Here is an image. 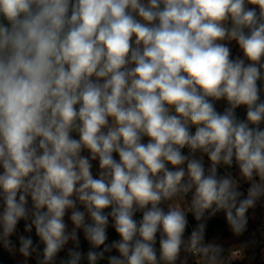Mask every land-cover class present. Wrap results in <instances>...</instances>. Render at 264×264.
<instances>
[{"label": "clouds", "instance_id": "clouds-1", "mask_svg": "<svg viewBox=\"0 0 264 264\" xmlns=\"http://www.w3.org/2000/svg\"><path fill=\"white\" fill-rule=\"evenodd\" d=\"M261 197L264 0H0V246L222 264Z\"/></svg>", "mask_w": 264, "mask_h": 264}, {"label": "trees", "instance_id": "trees-1", "mask_svg": "<svg viewBox=\"0 0 264 264\" xmlns=\"http://www.w3.org/2000/svg\"><path fill=\"white\" fill-rule=\"evenodd\" d=\"M235 54H238V50ZM222 104L218 105L221 107ZM238 114L243 117L245 115L244 109L240 108L237 110ZM221 170L226 171L227 173L230 172L231 174L235 175L238 173V168L233 166L232 168H228L226 166H221ZM95 172V169H94ZM242 190L246 191V187ZM248 223L246 226V231L241 235H236L231 232L229 225L225 219L224 213L219 212L211 219L207 221V231H206V239L208 241H212L215 239L217 243L223 245V249L227 250L232 247H241L245 253V260L240 264H260L259 263V235H258V225L261 221H264V206L261 205L260 201L258 200L255 207L250 208L247 212ZM67 219V217H66ZM189 224L193 229L196 226V221L193 219L192 216L189 217ZM72 225L69 221V228ZM18 231L23 232V226L21 225ZM18 234V233H17ZM189 234L186 233V236ZM109 241L118 239L119 237L115 234L112 228H109L108 232ZM33 238L36 243H39V238L34 236ZM13 240H16V237H13ZM81 244L84 251H87L88 245L87 242L84 241L83 235L81 234ZM40 248H43V245L40 244ZM40 253L36 252L33 254V257L26 258L22 257L19 253H10L8 250L4 249L0 246V264H36V258L39 256ZM60 257L65 256V252H61ZM185 254L182 253V258ZM83 264H87V261L84 260ZM99 264H107V261H100Z\"/></svg>", "mask_w": 264, "mask_h": 264}, {"label": "built area", "instance_id": "built-area-1", "mask_svg": "<svg viewBox=\"0 0 264 264\" xmlns=\"http://www.w3.org/2000/svg\"><path fill=\"white\" fill-rule=\"evenodd\" d=\"M227 173L224 170H221V174ZM238 174V173H237ZM235 174V175H237ZM247 187L246 183L242 186V189ZM190 198V197H189ZM262 206H264V197L259 199ZM191 215H189L190 217ZM137 218H139V213L137 214ZM189 233L192 230L190 224L188 225ZM24 231V229H23ZM258 235H259V263L264 264V221H261L258 225ZM23 233L18 231V234ZM34 233V229H33ZM159 249V245L157 244V250ZM222 264H240L245 260V253L241 247H232L223 251ZM189 264H193V258L189 256L188 258Z\"/></svg>", "mask_w": 264, "mask_h": 264}, {"label": "water", "instance_id": "water-1", "mask_svg": "<svg viewBox=\"0 0 264 264\" xmlns=\"http://www.w3.org/2000/svg\"><path fill=\"white\" fill-rule=\"evenodd\" d=\"M237 50H238L237 48H234V54L236 53Z\"/></svg>", "mask_w": 264, "mask_h": 264}]
</instances>
